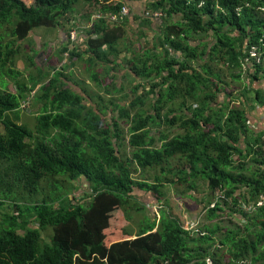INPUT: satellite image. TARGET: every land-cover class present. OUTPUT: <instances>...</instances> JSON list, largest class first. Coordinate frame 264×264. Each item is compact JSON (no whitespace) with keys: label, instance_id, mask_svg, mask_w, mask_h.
Segmentation results:
<instances>
[{"label":"trees","instance_id":"trees-1","mask_svg":"<svg viewBox=\"0 0 264 264\" xmlns=\"http://www.w3.org/2000/svg\"><path fill=\"white\" fill-rule=\"evenodd\" d=\"M130 1L0 0V264H264V129L252 127L247 112L255 102L264 108V93L251 88L264 76V0H147L133 18L139 48L127 36L130 15L119 18L123 7L132 11ZM79 6L94 11L82 16L81 31L67 30L50 64L29 37L73 22ZM73 31L82 49L70 48ZM66 56L101 67L90 77L98 88L108 80L106 91L120 90V67V82L140 80L135 99L91 107L85 91L66 83ZM22 58L33 70L26 77L15 66ZM217 65L237 71L238 82L245 77L241 108L231 107L235 89L228 92ZM37 86L30 129L19 114ZM174 102L177 110L163 114ZM107 106L117 117L103 118L115 111ZM157 169L153 182L134 179ZM83 180L89 186L76 202L70 196ZM167 185L201 204L205 222L184 228L162 208L159 220L130 232L133 213L145 208L135 192L161 203Z\"/></svg>","mask_w":264,"mask_h":264},{"label":"rangeland","instance_id":"rangeland-1","mask_svg":"<svg viewBox=\"0 0 264 264\" xmlns=\"http://www.w3.org/2000/svg\"><path fill=\"white\" fill-rule=\"evenodd\" d=\"M27 3H31L33 2V0H24ZM134 4H136L138 2L141 11L145 10L146 7V2L147 0H134L133 1ZM135 6V5H134ZM94 9L92 7H78L77 11L70 14V17L73 19V22H70L67 20L63 21V27H61V29H42V28H38L35 29L32 32V36L29 40L32 43V40L35 41L36 44L32 43L33 48H36V50L40 51L42 56L41 58L43 59V57L46 56L50 59L49 63L52 64L53 62V57H55L54 55L60 54V51L62 49V47L64 46V44L67 43V30H71L72 28H77L79 27V31H81L85 26H86V21L82 18L83 15L85 14H90L91 12H93ZM132 12V11H131ZM133 13V12H132ZM131 14V13H130ZM132 15V14H131ZM131 18L133 19L134 16L132 15ZM131 20V19H130ZM74 22H77L76 24H78V26L76 25V27H73V24H75ZM131 21L128 25V33L127 36L128 38H133V32L134 27L133 26H137L139 23L138 22H133ZM132 23V25H131ZM130 29V30H129ZM133 29V30H132ZM79 31H78V35H79ZM70 32V31H69ZM75 32V31H73ZM135 34V33H134ZM76 36L75 41H72L73 39L71 38L72 43L70 44V48L74 49V48H79L82 49L83 48V42L81 40V38L79 36ZM134 39V46L135 48H139V46L137 45L138 41L137 39V34L135 35ZM152 38L149 39V41H151ZM27 42V41H26ZM25 41L22 42V44L27 47V43ZM44 43L46 45H44ZM195 43V42H194ZM148 48H153L152 44H149ZM81 51V50H79ZM21 55V53H19ZM127 54V56H131V53L125 52L124 55ZM177 55V54H176ZM123 56V55H122ZM251 56L254 57L256 56V53L253 51L251 52ZM34 62L35 65H38L37 63L40 64V61L37 59V57H34ZM66 60H68V62L64 65V67H66V65L68 64V66L66 67V70H64V75L67 78V84L71 87H73V89L77 92V93H82V91H85L92 99V103H91V107L94 104H98V105H103L105 107L106 103L109 102H114L115 104L119 103L120 106H128L131 104V102L135 99V95L132 93V89H133V84L134 85H138L140 84V80H135L133 77H129L127 79H121L120 82V78L117 76L120 73V67H117V75L115 76V82L114 84L118 85L117 88L120 86V90L117 92H113L112 88L109 89V91H106L105 85H108V80L106 83H104V86L98 88L97 85L93 82V80L91 79V73L93 71H97L99 72V74H103V70L101 67H99L98 65L94 64L92 66L90 65H86L85 61H80V60H73L71 61L67 56L65 57ZM122 61V62H121ZM121 61H119V63H124L123 60L121 59ZM29 60H25L22 58V60H19L15 63L16 69L20 70L21 72H23L24 76L26 77L27 75H29L30 72L33 73V70L31 69V67H29ZM197 65H201L202 62L198 61L196 63ZM62 65V66H63ZM196 65V66H197ZM251 65V63L249 62L247 64ZM59 66V65H57ZM91 68V71H90ZM245 66L243 67L244 70ZM196 69L198 71H200L199 67H196ZM219 70L222 74V82H224L227 85V90L228 92H231V88H234V94H233V98L234 102L230 103L231 107H236V108H241L240 104H242V100L240 98H242L241 93H243V88H244V83L246 82V79L244 76L241 77V79L239 80H234V74L237 73V71H235L234 69H231L230 71L224 67V66H220L217 65L216 66V70ZM253 72V69H250ZM116 74V73H115ZM232 74V77L230 76ZM6 80L7 83V79L5 77H3ZM100 79H104L102 77V75L100 76ZM120 83V85L118 84ZM141 84H143L146 87V90L149 89L150 84L147 82H141ZM258 85V87H257ZM15 86L11 85L10 88V92H14L15 91ZM251 88L255 89V90H261L262 93H264V76H262V78H260L259 80H257L256 83H253ZM39 89V86H37L35 92L32 93V96L30 97L29 101H26V103L24 105H22L21 110H23V112H21L19 114V121L22 124H26L27 127H29L30 129H33L34 123H35V116L38 114V109H39V105H34V101H33V97L34 95L37 93ZM236 91V92H235ZM140 94L143 93L142 90H140L139 92ZM264 95V94H262ZM222 97V98H221ZM221 97H219V101H225L227 98H225L224 100V95H221ZM254 97V96H252ZM99 99H102L103 103L99 102ZM155 102V101H154ZM248 105V104H246ZM256 105V104H255ZM177 102L173 103V104H169L167 106V109H165L163 111V114L167 113L168 109H176L177 110ZM106 108H110L113 109V107H106ZM146 110L150 109V106L148 104V106L145 107ZM115 110L112 115L111 113L107 114L106 112H104L105 115L107 116H103V118H110L111 116L113 117H117V109H113ZM33 117V118H32ZM107 122L109 120H106ZM124 122V121H123ZM122 121H118L119 126L122 127L123 125ZM165 128V127H164ZM164 130V129H162ZM172 133H181L180 131H178L177 129L171 130ZM153 133H155V130L153 131ZM124 154V156H131L130 150L129 148H125L124 146L122 147V155ZM250 159L246 158L245 159V163H250ZM251 169H254V167H252ZM245 173V172H244ZM159 174L160 175V170H145V171H137L136 173H134V179L138 180V181H149V182H153L154 181V176ZM248 174V173H246ZM170 177V176H168ZM86 181H82L81 185L77 186V188L74 190V192L71 194L70 199L73 200H77L76 202H80V200H82V197H84V194L86 193V189L88 188L89 184H85ZM177 190H181L177 189ZM164 193L166 194V198L165 200H163L161 203H159L158 200H156L155 198H153V196H150L149 194H145L142 193L140 191H136L135 192V196L138 198V200L140 201L141 204H143V206L145 207L143 209V213H139V214H135L133 213V219H132V223L131 226L129 227V231L130 232H135L137 234V232L140 230V225L142 223V221H146L149 218L151 220H159L160 219V215H161V209L164 208L165 210H167L171 215L175 216L176 218L179 219V221L183 224L184 228H188V229H196L197 226H199V224H203L205 222L204 219V211L202 210V205L196 203L193 200H189L187 198V194L184 195H179L174 187H170L167 185L166 189L163 190ZM206 193V191H205ZM206 196V195H205ZM202 195H198L197 193H195L194 198H199L201 200ZM204 197V196H203ZM260 204V202H259ZM249 207L250 206H244V210H248L249 211ZM6 211H10V208H5ZM2 212H5L3 209L0 210V215ZM226 222L222 223V224H226L229 225L228 223V219L225 218ZM233 221L237 224H239V222L241 223V221H236L233 219ZM149 220L145 223L148 224ZM35 226V225H34ZM36 227V226H35ZM156 231V230H155ZM134 233V234H135ZM52 232L51 230L48 228L46 229L43 233H42V237L44 238L43 242L44 243H49L50 242V236H51ZM136 238V237H135ZM134 237L132 239H135Z\"/></svg>","mask_w":264,"mask_h":264},{"label":"crops","instance_id":"crops-1","mask_svg":"<svg viewBox=\"0 0 264 264\" xmlns=\"http://www.w3.org/2000/svg\"><path fill=\"white\" fill-rule=\"evenodd\" d=\"M128 4L130 5L129 7L131 8V10L133 12V13H131L133 16H137V15L141 16L145 11V10L141 11L138 2L136 4H134L133 1H130ZM131 14H130V19H131V21H133V19L131 18V16H132ZM132 23H131V25H132ZM138 26L139 25L133 26L134 30H136L138 28ZM257 87H258V85H257ZM262 96H264V95H262ZM253 106L255 108H253V109L250 108V111H247L248 115H249L250 125L252 127H255V128L264 129V108L260 107L258 105V103H256V102L253 103Z\"/></svg>","mask_w":264,"mask_h":264},{"label":"built area","instance_id":"built-area-1","mask_svg":"<svg viewBox=\"0 0 264 264\" xmlns=\"http://www.w3.org/2000/svg\"><path fill=\"white\" fill-rule=\"evenodd\" d=\"M130 9L128 8V7H123L122 9H121V11H120V14H119V18H123V17H125V16H129L130 15ZM147 15H151V14H149V13H147ZM154 17H158V16H161V14L160 13H154V14H152ZM117 19V17L116 16H112L111 17V20H113V21H115ZM71 38L73 39V40H75L76 39V34H75V32H72V34H71Z\"/></svg>","mask_w":264,"mask_h":264}]
</instances>
